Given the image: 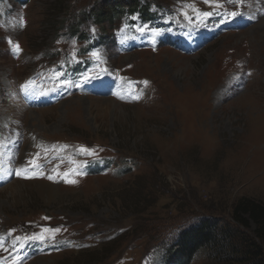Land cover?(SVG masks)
<instances>
[{
	"label": "rangeland",
	"instance_id": "rangeland-1",
	"mask_svg": "<svg viewBox=\"0 0 264 264\" xmlns=\"http://www.w3.org/2000/svg\"><path fill=\"white\" fill-rule=\"evenodd\" d=\"M24 1L0 0V137L14 147L13 166L30 157L25 165L34 178H22L25 184L13 178L0 188V232L12 229L10 236L17 237L13 229L24 233L36 226L32 237L44 228L61 230L54 240L21 246L40 257L28 264H167L154 262L161 253L156 250L203 218L234 222V205L244 199L264 207V0H246L259 15L255 24L224 34L195 55L166 47L123 55L107 47L109 72L149 81L144 102L72 92L43 107L22 102V86L62 50L72 55L76 45L60 40L67 30H58L66 19L62 0ZM102 1L98 27L109 44L118 20L107 8L129 3ZM227 1L210 8L204 0H151L175 12L188 2L202 12L245 10ZM100 2L78 0L71 11L75 16ZM41 85L33 82L31 95H41ZM44 142L85 145L60 159L47 151L30 154ZM100 150L118 160L115 176L94 168ZM37 153L38 168L29 163ZM116 236L125 239L118 243ZM201 252L190 264H216Z\"/></svg>",
	"mask_w": 264,
	"mask_h": 264
},
{
	"label": "trees",
	"instance_id": "trees-1",
	"mask_svg": "<svg viewBox=\"0 0 264 264\" xmlns=\"http://www.w3.org/2000/svg\"><path fill=\"white\" fill-rule=\"evenodd\" d=\"M100 1L74 16L75 12L71 9L78 0H62L61 7L66 6V19L59 25L58 30L67 29L68 35L79 38L81 42L85 40L88 21L93 20L95 26L103 23L99 6L104 4ZM127 1L129 5L124 7H112L113 3H110L107 9L110 10L109 15L112 13L113 20H119L124 13L133 10L142 9L144 13L145 9L140 0ZM102 29L101 27L100 31ZM206 218L188 231L179 233L176 243L168 248L170 264H190L203 250L214 256L216 264H264V207L259 202L244 199L236 203L233 210L235 223L224 222L223 219L213 216ZM123 239L125 237L118 239V243Z\"/></svg>",
	"mask_w": 264,
	"mask_h": 264
},
{
	"label": "snow or ice",
	"instance_id": "snow-or-ice-1",
	"mask_svg": "<svg viewBox=\"0 0 264 264\" xmlns=\"http://www.w3.org/2000/svg\"><path fill=\"white\" fill-rule=\"evenodd\" d=\"M229 2H233V0H229ZM204 3L207 4L209 7H214V8H221L223 7V5H221L220 3H217L216 0H204ZM238 3L240 4V6H242V0H238ZM183 15L185 16L186 19H189V21L191 22V18L188 17L187 13H183ZM213 13L212 12H199L197 11V16H199L201 18V23H203L204 21H206L210 16H212ZM228 15L231 17V18H236L238 15H242L241 13H238L236 11H232L230 13H228ZM146 30V26H141V27H137V31L138 32H145ZM152 35L155 36V35H158L159 33L155 30V29H152ZM93 32H95V29H93ZM9 44L12 43L11 40L8 41ZM15 52L18 54L20 52V48H19V45H15ZM91 55L95 58H99V54L95 51H93L91 53ZM102 71H107L106 69H102ZM56 76L58 77L59 76V73H56ZM92 78H98V77H92L88 74H86L83 79L84 80H89V79H92ZM67 82H63V84H66ZM145 85H147V81L144 82ZM33 84L32 81H29L27 84L23 85L22 88L24 89L25 92H27L28 88ZM134 98H138V97H134ZM80 151L86 155H94L95 153L93 151H90L88 149H85V148H81ZM39 159V153H37L36 155V158L33 159V160H30L29 163L31 165H33V167H36L38 168L39 165L36 164V160ZM18 176H21L22 178H34V177H30L28 174H27V169H21V170H18L17 173H16ZM77 175H79L80 173H76ZM67 174H65L66 176ZM48 179H53L52 176H49ZM68 183H75L74 180H70V181H66ZM61 230L59 228H44L42 229V232L38 235H34L32 237H24L25 240H40L41 242H43L45 239H52L54 240L55 239V236L56 234H58ZM45 234H48V235H45ZM17 239H21L19 237H17ZM0 247H3V244L0 243ZM12 264H15V259L13 260Z\"/></svg>",
	"mask_w": 264,
	"mask_h": 264
},
{
	"label": "bare ground",
	"instance_id": "bare-ground-1",
	"mask_svg": "<svg viewBox=\"0 0 264 264\" xmlns=\"http://www.w3.org/2000/svg\"><path fill=\"white\" fill-rule=\"evenodd\" d=\"M263 27H264V23H263ZM112 103H113V106L116 107V106H121L118 102H115L114 100H110ZM26 151V150H25ZM11 158H14V157H11ZM22 181L18 182V184H25V183H21ZM9 183V182H8ZM51 188H53V186L49 185Z\"/></svg>",
	"mask_w": 264,
	"mask_h": 264
}]
</instances>
